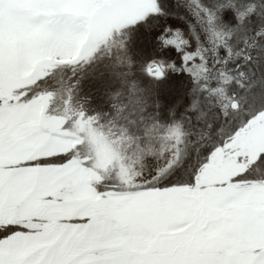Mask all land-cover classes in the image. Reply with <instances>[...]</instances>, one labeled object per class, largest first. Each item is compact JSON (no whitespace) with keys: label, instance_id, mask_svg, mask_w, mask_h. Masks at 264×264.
Instances as JSON below:
<instances>
[{"label":"snow or ice","instance_id":"1","mask_svg":"<svg viewBox=\"0 0 264 264\" xmlns=\"http://www.w3.org/2000/svg\"><path fill=\"white\" fill-rule=\"evenodd\" d=\"M0 264H264V0H0Z\"/></svg>","mask_w":264,"mask_h":264}]
</instances>
